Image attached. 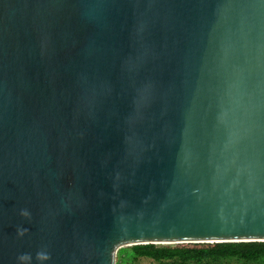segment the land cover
<instances>
[{"label":"water","instance_id":"obj_1","mask_svg":"<svg viewBox=\"0 0 264 264\" xmlns=\"http://www.w3.org/2000/svg\"><path fill=\"white\" fill-rule=\"evenodd\" d=\"M264 241V0H0V264Z\"/></svg>","mask_w":264,"mask_h":264},{"label":"trees","instance_id":"obj_2","mask_svg":"<svg viewBox=\"0 0 264 264\" xmlns=\"http://www.w3.org/2000/svg\"><path fill=\"white\" fill-rule=\"evenodd\" d=\"M264 264V241L137 244L117 250L116 264Z\"/></svg>","mask_w":264,"mask_h":264},{"label":"rangeland","instance_id":"obj_3","mask_svg":"<svg viewBox=\"0 0 264 264\" xmlns=\"http://www.w3.org/2000/svg\"><path fill=\"white\" fill-rule=\"evenodd\" d=\"M164 245H167V244H164ZM135 264H155V262L147 258H140L137 260Z\"/></svg>","mask_w":264,"mask_h":264}]
</instances>
